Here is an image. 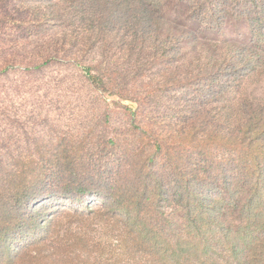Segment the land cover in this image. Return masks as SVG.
<instances>
[{"label": "trees", "instance_id": "obj_1", "mask_svg": "<svg viewBox=\"0 0 264 264\" xmlns=\"http://www.w3.org/2000/svg\"><path fill=\"white\" fill-rule=\"evenodd\" d=\"M193 2L178 0L189 16L166 37L178 32L183 64L171 105L180 114L179 137L156 136L136 179L127 186L117 179L99 207L75 205L96 191L86 182L45 190L40 177L19 178L0 196V264H264V97L238 95L247 83L264 88V0ZM230 2L250 43L205 39L187 25L224 29ZM165 3L82 0L90 15L102 12L82 22L104 44L129 40L146 50L156 43L161 54L151 56L168 61L173 45L158 41ZM188 51L206 67L191 69ZM100 70L89 73L96 85L105 82ZM61 197L71 199L70 208L58 210Z\"/></svg>", "mask_w": 264, "mask_h": 264}, {"label": "rangeland", "instance_id": "obj_2", "mask_svg": "<svg viewBox=\"0 0 264 264\" xmlns=\"http://www.w3.org/2000/svg\"><path fill=\"white\" fill-rule=\"evenodd\" d=\"M194 1L193 6L210 0ZM165 5L158 41L171 42L174 54L157 61L151 56L156 43L144 50L129 40L104 44L92 37L93 27L86 25L102 12L90 15L82 0H0V196L12 193L19 178L40 177L45 190L83 181L97 192L75 205L99 207L116 192L117 179H136L156 136L176 141L182 123L171 105L179 96L183 64L178 32L166 37L189 10L178 0ZM229 5L224 29L210 22L186 24L205 39L250 43L238 5ZM189 54L191 69L206 67ZM99 68L105 82L96 85L89 73ZM247 87L238 95L264 97L263 83ZM56 205L70 208L72 201L61 197Z\"/></svg>", "mask_w": 264, "mask_h": 264}]
</instances>
